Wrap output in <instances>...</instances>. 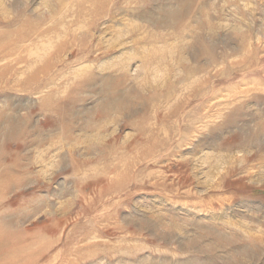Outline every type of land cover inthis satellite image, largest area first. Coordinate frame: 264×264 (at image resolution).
Here are the masks:
<instances>
[{"label": "rangeland", "instance_id": "obj_1", "mask_svg": "<svg viewBox=\"0 0 264 264\" xmlns=\"http://www.w3.org/2000/svg\"><path fill=\"white\" fill-rule=\"evenodd\" d=\"M0 264H264V0H0Z\"/></svg>", "mask_w": 264, "mask_h": 264}]
</instances>
